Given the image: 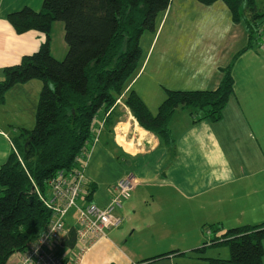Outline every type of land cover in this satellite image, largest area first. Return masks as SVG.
Here are the masks:
<instances>
[{"label": "crops", "instance_id": "1", "mask_svg": "<svg viewBox=\"0 0 264 264\" xmlns=\"http://www.w3.org/2000/svg\"><path fill=\"white\" fill-rule=\"evenodd\" d=\"M255 1L259 12L264 14L259 0ZM42 4L43 0H0V80L4 78L6 67L19 64L24 56L36 52L45 40L44 34L38 31L17 34L8 21V15L26 6L40 10ZM201 10L207 19V38L204 37V42L202 38L198 39L196 50L202 55L203 61L184 70L182 83L176 88H166V97L167 90L214 91L221 84L224 69H229L234 79V94L224 110L222 120L195 122L188 110L178 109L169 123L175 146L165 145L157 135L143 129L134 118L125 103L129 91L133 90L127 86L125 94L119 97L121 101L116 102L110 111H102L97 116V127L101 129L99 135L96 129L92 130L93 139L87 146L92 149L93 145L92 156L101 147L100 141L113 149L117 158L114 177L120 171L119 165L128 166L129 169L137 166L142 181L153 166H167L162 181L158 175L147 178L149 185L137 186L135 195L133 191L125 204L130 207L131 202L136 201L144 190L151 192V197L160 190L157 204L167 196L164 204H156L151 221L155 227L162 222L166 225L168 235L163 239L159 236V241L168 240L165 248L170 250L161 254L158 251L162 248H159L155 254L147 252L140 255L127 250L121 246V236L126 230L122 224L119 228L109 229L106 237L81 258L76 248L71 249L63 240L59 241L54 252L67 261L77 264H153L157 262L154 259L161 258L159 261L164 264H208V259L218 258L199 255L203 231L191 229L189 232V211L197 219L196 224L219 227V241L230 229L264 223V51L257 44L244 50L250 43V29L246 26L249 17L241 23H235L230 9L223 1ZM259 23L264 25V18ZM51 49L57 60H63L68 51L67 46L65 52L62 49L61 58L53 52V45ZM42 88L43 82L40 80L17 85L7 93L5 103L0 105V167L7 162L13 148L12 136H9L12 129L18 126L32 130L35 127L36 123L29 126L24 122L28 120V115L32 117L34 114L36 119ZM7 127L10 129L2 130ZM95 137L98 141L96 145L93 143ZM99 166L104 168L106 165L100 161ZM94 177V170H91L85 195L88 197L92 194L89 202L106 207L114 186L123 178L115 184L107 182L106 186H110H105V191L100 193L95 203L97 191ZM153 183L156 186H152ZM50 195L51 192L43 196L49 198ZM182 199L204 201L205 217L196 209H189ZM250 209L254 215L251 220L247 217ZM117 214L119 217L127 216V207L123 206ZM72 219L73 213L66 219L68 230L74 225ZM188 243L191 244L187 246ZM7 264H20V261L17 256H13Z\"/></svg>", "mask_w": 264, "mask_h": 264}, {"label": "trees", "instance_id": "2", "mask_svg": "<svg viewBox=\"0 0 264 264\" xmlns=\"http://www.w3.org/2000/svg\"><path fill=\"white\" fill-rule=\"evenodd\" d=\"M196 1L205 6L223 1L235 23L249 17L250 43L244 50L256 45L258 24L264 29L259 23L264 14L255 0ZM171 2L43 0L40 10L26 6L8 15L17 34L38 31L45 40L19 64L6 67L0 80V105L15 86L32 80L43 82L35 127L20 129L12 137L13 153L0 167V264L24 252L48 226L52 214L36 190L43 195L51 192V177L59 170L76 167L74 160L84 149L89 153L85 147L93 139L94 118L102 111H110L125 94L126 82L142 58L141 37L145 31L155 30L157 17ZM56 22L63 23L65 29L68 51L63 60L52 55ZM233 94L232 73L224 69L221 84L214 91L167 90L157 115L134 90L129 91L125 103L143 129L157 135L161 143L175 146L169 123L178 109L188 110L195 122H219ZM220 230L217 227L215 232ZM221 239L211 246L224 244L231 258L208 259V264H264V223L230 229ZM76 241L72 228L63 242L72 249ZM203 250L205 247L198 249Z\"/></svg>", "mask_w": 264, "mask_h": 264}, {"label": "rangeland", "instance_id": "3", "mask_svg": "<svg viewBox=\"0 0 264 264\" xmlns=\"http://www.w3.org/2000/svg\"><path fill=\"white\" fill-rule=\"evenodd\" d=\"M263 2L264 0H259L260 6H262L264 9ZM201 8H208V6L202 5L196 0H172L169 8L165 12L159 14L157 17L155 30H147L141 37L140 45L142 48V58L138 68L128 78L126 84L127 86H131V89L134 91L136 90L140 94L150 110L154 113L158 112L161 103H163L164 99L167 98L166 88H176L175 86H178L182 83V78L184 77L185 72L184 70L193 68L194 66H197L198 63L203 61L202 55L196 50L198 39L202 38V42H204L207 38L205 34V27L208 26V24L206 23V17H203L204 14ZM247 25L248 24H246V26ZM258 29L259 32L257 35L255 34V38L258 40L256 44L258 48L264 51V43H261L263 28L259 24ZM255 30L257 31V29ZM64 37V24L61 22H56L53 25L52 30V45L54 50L53 52L58 56H62L61 58H63L62 54L65 52L67 46ZM62 49H64V51L60 54ZM119 101H121V98H118L117 102ZM96 121L97 116L94 118L92 125ZM35 123L36 119L34 114H32V117L28 115V120L24 122L25 125L29 126H34ZM7 129H10V127L3 128L2 130L6 131ZM20 129L21 127H14L9 136H17ZM98 129L99 127H97L96 130ZM90 143L91 142H89L88 145H90ZM100 145L101 147L93 156L92 153L94 151V147H92V149L91 147L89 148V158H91L90 161L88 160L89 166L86 168L87 177L88 173H90L91 170H94L95 177L93 178V182L96 185L97 191V195L94 198L95 203L97 202V198L99 197L100 193H103L105 188L110 186V184L106 186L107 182H113L115 184L120 178L134 176L137 188V186L140 185H142L141 187L148 186L149 183L147 178L149 177L153 178L158 175L161 177V181L163 180V172L167 166L164 167L165 169L159 168L158 166H153L146 179L142 181V179L139 177L140 172L139 169H137V166L133 169H129L128 166L119 165L118 168H120V171H118L117 175L114 177L117 169L116 155L113 149L107 147L103 142L100 141ZM84 152H86L85 149L82 153ZM12 153L13 148L11 147L10 155ZM100 161L105 163L106 166L104 168L99 166ZM118 176L119 178L116 180ZM151 185L156 186L155 183ZM155 190L156 188L154 191ZM36 191L39 192L38 190ZM134 193L136 192L134 191L133 195H135ZM151 194L152 193L148 190H144L142 193H140V195L136 198V201H132L130 204L134 209H131V206H127L125 204L126 201H124L123 206L127 207L128 214L125 217L123 215L120 216L121 219H123V227L126 229L121 236V246L137 255L146 254L147 252L149 254H155V250L159 248H162L158 251V253L161 254H166L162 252L170 250L168 247L165 248V246H167L168 240H165L164 242L159 241V236L163 239L168 235V229L166 225L162 222L158 223L157 227H155L151 221L154 208H156L159 204H164L167 200V196L161 203L157 204V202H159L158 196H160V190L157 191V194L154 197H151ZM181 201L186 204L189 209L194 208L198 213L201 212L202 216L205 217L206 211L204 208V201H195L190 199H182ZM72 213V222L75 223V211H71L70 215ZM252 214V210H248L247 217L249 220L254 218V215ZM187 217L189 218L187 224L189 232H191V229H200L203 231L201 232V248L205 247V250L199 254L200 256L224 260H229L231 258L229 247L225 246L224 244L214 246L218 248L211 246L213 242L219 240L221 237V233H218L219 231L215 232L217 227L206 224H196L195 222L197 219L191 216L190 211ZM221 227L224 229L223 226ZM178 242L179 241L177 240V243ZM190 244L191 243H188L187 246ZM22 253H17L14 255L19 259L20 264V255ZM159 260H161V258L154 259L153 261L157 262H154L153 264L165 263Z\"/></svg>", "mask_w": 264, "mask_h": 264}, {"label": "built area", "instance_id": "4", "mask_svg": "<svg viewBox=\"0 0 264 264\" xmlns=\"http://www.w3.org/2000/svg\"><path fill=\"white\" fill-rule=\"evenodd\" d=\"M261 43H264V33ZM100 129L96 130L97 135ZM88 160V156L83 154L77 158L78 167L59 171L50 179L51 195L48 199L40 196V199L52 212L51 223L30 244L31 248L20 255L22 264H77L66 261L53 251L67 234L66 219L72 210L76 212L77 248L80 254L86 253L105 238L107 230L119 228L123 224L117 211L123 207L124 201L131 198L136 188L135 177L121 179L113 188L109 204L99 207L81 198V193L87 190L89 183L86 175Z\"/></svg>", "mask_w": 264, "mask_h": 264}, {"label": "bare ground", "instance_id": "5", "mask_svg": "<svg viewBox=\"0 0 264 264\" xmlns=\"http://www.w3.org/2000/svg\"><path fill=\"white\" fill-rule=\"evenodd\" d=\"M92 128H93V129H97V121L92 125ZM93 141H94V144H96V143L98 142V141H97V137H95ZM92 147H93V145H92ZM83 154H85V155L88 154V159H89V154H90V153H80V154L76 157V159H75L76 167H78L77 158H78L79 156L83 155ZM74 168H75V167H74ZM71 169H73V168H71ZM71 169H63V170H71ZM63 170H59V171H63ZM86 170H87V169H86ZM59 171H58V172H59ZM58 172H57V173H58ZM57 173H56V174H57ZM56 174H55V175H56ZM55 175H54V176H55ZM51 178H52V177H51ZM87 178H88V177H87ZM88 186H89V183H88ZM87 188H88V187H87ZM85 191H86V190H85ZM85 191H83V192L81 193V198H82V199L86 198ZM36 192H37V191H36ZM37 194H38L39 198H40V196L44 197L43 194L40 193V191L37 192ZM44 198H46V197H44ZM47 199H48V198H47ZM40 200H41L42 203H43V200H42V199H40ZM86 200H87V198H86ZM87 202H89V201L87 200ZM89 203H91V202H89ZM43 205H44V203H43ZM96 205H97V204H96ZM44 206H45V205H44ZM99 207H100V206H99ZM49 211L51 212V210H49ZM72 211H73V210H72ZM70 213H71V212H70ZM70 213H69V214H70ZM51 214H52V212H51ZM75 215H76V212H75ZM68 216H69V215H68ZM75 217H76V216H75ZM51 219H52V216H51ZM50 223H51V220H50L49 224H50ZM49 224H48V225H49ZM66 225H67V222H66ZM66 228H67V227H66ZM72 228H74L75 231H76V222L74 223L73 227H71L69 230L66 229V230H67V234H66L65 237H63V238L61 239V241L64 240V239L68 236V233H69V231H70ZM111 229H112V228H111ZM107 231H108V230H107ZM107 231H106V232H107ZM76 235H77V231H76ZM77 239H78V238H77ZM103 239H104V238H103ZM100 241H101V240H100ZM97 243H98V242H97ZM57 245H58V244H57ZM95 245H96V244H95ZM95 245H94V246H95ZM94 246H93V247H94ZM93 247H92V248H93ZM30 248H31V245H29L25 251L29 250ZM74 248H76V249L78 250V248H77V241H76V244H75V247H74ZM74 248H72V249H74ZM92 248H91V249H92ZM91 249H90V250H91ZM53 251H54V250H53ZM78 252H79V250H78ZM87 252H88V251H87ZM87 252H86V253H87ZM84 254H85V253H84ZM84 254H80V253H79V255H80L79 257L81 258L82 255H84ZM57 255H58V254H57ZM59 256H60V255H59ZM61 257H62V256H61ZM64 259H65V258H64ZM65 260H66V259H65ZM66 261H67V260H66ZM21 264H22V263H21Z\"/></svg>", "mask_w": 264, "mask_h": 264}]
</instances>
